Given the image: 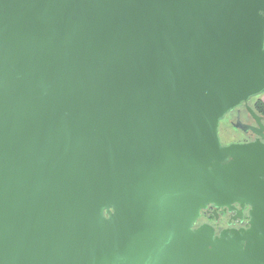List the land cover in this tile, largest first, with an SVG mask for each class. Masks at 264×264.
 <instances>
[{"label":"water","instance_id":"water-1","mask_svg":"<svg viewBox=\"0 0 264 264\" xmlns=\"http://www.w3.org/2000/svg\"><path fill=\"white\" fill-rule=\"evenodd\" d=\"M258 94L264 0H0V264H264Z\"/></svg>","mask_w":264,"mask_h":264},{"label":"flooded vegetation","instance_id":"flooded-vegetation-1","mask_svg":"<svg viewBox=\"0 0 264 264\" xmlns=\"http://www.w3.org/2000/svg\"><path fill=\"white\" fill-rule=\"evenodd\" d=\"M262 95L263 94L252 96L251 98L248 99V101H244L241 104L237 105L235 108L228 111L224 117L221 118L219 123V130H220L221 122L225 120H226L225 122L227 123V127L231 126L239 130V134L234 133L233 135L236 136L235 139L231 140L228 144L234 142L244 143V142L254 141L257 138H259V135L256 134L252 129H244L241 126L245 124L246 125L257 124V120L252 115L249 108H252L261 117V120L264 123V115L259 113L255 107L256 99L258 97L262 98ZM223 145H227V144H223ZM237 206L239 205L237 204ZM249 208L250 206L247 205L243 213V218L235 219L233 216L236 214V211H229L228 207H220L217 208L218 215H216L214 212V206L209 205L207 209L202 211L195 226L197 227L205 223L211 224L212 226H214L216 234H219L223 229L226 228H242V227L247 228L249 226L248 221L250 218L248 215Z\"/></svg>","mask_w":264,"mask_h":264},{"label":"rangeland","instance_id":"rangeland-1","mask_svg":"<svg viewBox=\"0 0 264 264\" xmlns=\"http://www.w3.org/2000/svg\"><path fill=\"white\" fill-rule=\"evenodd\" d=\"M225 121H222L220 124L219 134L223 144H228L231 140L235 139L236 136L233 135L234 133L239 134V130L231 126L227 127V123Z\"/></svg>","mask_w":264,"mask_h":264},{"label":"trees","instance_id":"trees-1","mask_svg":"<svg viewBox=\"0 0 264 264\" xmlns=\"http://www.w3.org/2000/svg\"><path fill=\"white\" fill-rule=\"evenodd\" d=\"M255 107H256V110L263 114L264 115V101L262 100L261 97H258L256 99V103H255Z\"/></svg>","mask_w":264,"mask_h":264},{"label":"crops","instance_id":"crops-1","mask_svg":"<svg viewBox=\"0 0 264 264\" xmlns=\"http://www.w3.org/2000/svg\"><path fill=\"white\" fill-rule=\"evenodd\" d=\"M262 99H263V101H264V94L262 95Z\"/></svg>","mask_w":264,"mask_h":264}]
</instances>
